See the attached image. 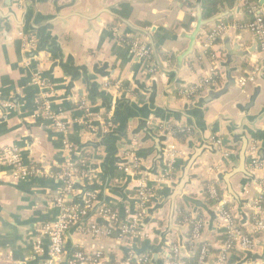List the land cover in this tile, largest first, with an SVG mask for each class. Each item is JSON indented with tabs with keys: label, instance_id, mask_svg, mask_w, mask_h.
<instances>
[{
	"label": "crops",
	"instance_id": "0c3cea01",
	"mask_svg": "<svg viewBox=\"0 0 264 264\" xmlns=\"http://www.w3.org/2000/svg\"><path fill=\"white\" fill-rule=\"evenodd\" d=\"M196 1L192 0L191 9L184 6L183 0H0V142L17 147L25 165L38 166L49 174L17 180L12 177L11 168L0 161V264H41L46 259L49 242L41 230L59 216L54 199L62 184L56 173L70 158L62 148L64 140L73 144L76 152L87 156V170L97 176L93 183H78L72 201L80 202L86 193L95 190L96 207L104 204L122 213L132 207L139 180V176L134 179L122 171L127 163L124 152L134 153L144 176H158L164 162L161 125L172 130L180 126L192 130L184 143L174 130L166 136L165 144H175L182 154L177 162L176 180L192 148L199 147L203 139H210L208 151L196 161L190 171L191 183L184 190L208 208V212L194 213L205 220L200 242L209 248L208 263L216 264L224 236L221 222L215 218L216 206L205 194V187L212 184L234 209L240 228L254 241L251 250L236 249L229 264H264V229L255 231L257 214L252 209L253 202L262 198L258 216L264 220V169L252 172L246 152V170L252 178L237 174L230 180L240 205L226 197L225 185L220 180L221 174L237 167L242 138L249 140L247 150L255 145L259 160H264V82L257 78L244 88L237 82L260 60L256 39L247 29L250 15L246 6L235 0L234 7H220L218 12L236 11L203 29L193 55L175 75L157 68L155 74L147 72L128 44L139 38L150 47L147 38L131 32L104 12L112 9L116 14L122 5H129L128 18L119 16L136 26L155 28L152 38L159 60L167 70H172L175 55L187 46L182 35L192 30ZM257 6L264 15L263 7ZM190 18L193 21L189 24ZM187 23L188 28L182 26ZM219 28L224 31L216 41V48H206L204 34ZM20 34L32 36L35 45L23 48ZM225 37L239 39L248 56L234 59L231 67L236 70L231 76L236 84L229 93L199 109L197 100L189 102L180 91L213 73H218L221 81L216 88L223 85ZM94 66L110 76L101 78L94 74ZM34 74L51 86L48 100L53 110L61 114L63 121H70L66 132L57 131L38 116L39 89L31 83ZM2 78L7 84H2ZM106 80L120 82L121 89H105ZM255 86H260V90L254 106L245 110ZM82 99L102 113L112 111L113 128L97 119L90 125L73 121L80 117L77 107ZM214 139H220L223 148L216 147ZM171 190L169 184L154 189L153 203L158 210L155 215L148 212L143 222L147 236L135 243L138 253L148 255L153 264H163L169 246L183 245L189 235V227L183 222L194 210L180 201H176L173 227L169 228V204L165 199ZM91 221L106 226L96 215L72 226L65 235L66 255L75 251L101 252L107 264L122 262L126 246L114 235L87 234L83 228ZM37 242L42 254L35 252Z\"/></svg>",
	"mask_w": 264,
	"mask_h": 264
},
{
	"label": "built area",
	"instance_id": "2783aa9c",
	"mask_svg": "<svg viewBox=\"0 0 264 264\" xmlns=\"http://www.w3.org/2000/svg\"><path fill=\"white\" fill-rule=\"evenodd\" d=\"M243 3L251 16L250 22L247 24V29L255 37L257 47L261 57V67L256 68L251 73L247 74L246 79L239 81V85L244 87L247 82L253 83L261 72L264 75V15L261 10L253 2L239 0ZM224 28L213 30L210 33L204 34V46L206 48H216V41L220 38ZM23 39V48L34 46L36 40L30 36L25 37L20 34ZM129 49L132 55L140 60L147 72L150 74L156 73V68L152 61L151 49L146 41L139 38L132 39L129 43ZM218 73H213L201 80L194 86H185L180 91V95L184 96L189 102H194L199 97L206 94L211 87L216 85ZM31 83L38 87L39 94L36 103L39 106L38 116L52 125L59 132H66L70 121H63L59 112H55L51 102L48 100V91L52 88L40 80L37 74L32 77ZM105 89L118 91L121 89L120 82H111L106 80L103 83ZM85 99H82L77 107L80 117L73 120L82 124L90 125L92 120L97 119L102 121L109 129L113 128L112 111L104 112L96 110ZM96 110V111H95ZM161 129L165 136L173 134V130L167 125H161ZM178 133H192L190 127L180 126L177 128ZM213 143L218 148L222 147L220 139H214ZM63 150L69 155L61 171L56 173V178L61 182L62 187L58 195L54 199V204L59 211V216L56 220L43 225L41 234L44 235L48 242L46 259L41 264H107L103 254L96 252L88 254L83 251H75L70 256L65 252V235L82 220H88L92 215H96L106 222V226L100 227L94 222H89L83 229L93 237L110 236L116 233L115 239L119 242H126V254L122 262L115 264H153L150 257L145 254L138 253L135 243L145 236L141 229L142 220L147 212L154 206V189L160 184H170L177 177V162L182 156L180 150L175 144L166 143L164 152V162L158 176H144L141 172V165L131 150L124 152V158L127 163L122 167V171L137 180V186L133 195L134 203L131 208L124 209L119 213L116 209L108 205H100L96 207L98 192L95 190L89 191L81 199L80 202L72 201V197L76 190V185L82 181L93 183L97 176L87 170L88 159L82 157L76 152L73 144L64 140L62 142ZM226 157L228 155L224 153ZM247 160L249 168L252 172L264 169V162L259 160L257 147L252 145L247 150ZM0 161L11 168L12 177L17 180H25L34 176L45 177L49 175L42 168L34 165H25L20 150L15 146H5L0 142ZM79 164L81 168L77 167ZM206 192L209 200L216 206V213L219 217L221 225L224 229L226 239L222 241L220 252L216 258V264H228L229 258L234 249L243 251L251 250L254 246V241L251 237L241 230L238 225L237 215L234 209L228 206L227 200L222 196L215 185H207ZM262 198L253 202L252 209L256 210L257 216L254 219L255 231L264 229V220L258 216L260 213ZM184 223L189 227L190 239L185 241L183 245L171 244L167 250V256L164 258L163 264H190L189 259L197 255L196 264H207L209 248L206 244L200 242V232L205 226L203 217L189 214L184 218ZM35 252L42 254L43 250L40 243L37 242Z\"/></svg>",
	"mask_w": 264,
	"mask_h": 264
},
{
	"label": "water",
	"instance_id": "95a60500",
	"mask_svg": "<svg viewBox=\"0 0 264 264\" xmlns=\"http://www.w3.org/2000/svg\"><path fill=\"white\" fill-rule=\"evenodd\" d=\"M258 4L262 6L264 9V0H258ZM7 6L10 7L11 6L10 3L7 2ZM111 10L112 9H106V11L104 12L112 16L119 24L128 28L131 32L135 34H139L147 38L150 44V47H151L152 56L155 60L154 67L161 70L162 73H168V74L170 73L174 75L178 74L179 70L182 68L187 58L193 55L195 48L198 44V40L203 33V29L209 26L210 24H214L215 22L226 18L228 15L233 14L234 11H236V10H222L221 9L214 16L208 19H203L200 0H197L195 4L194 14H193L195 21L191 24L192 30L188 34L184 33L182 35V37L187 40V46L182 52L175 55L174 68H172V70H167L164 66H162L159 60V57H158L157 49L154 46L152 34L155 32V28L152 27L150 29H145V28L136 26L130 21H128L127 19L114 14ZM222 43H223L222 51L225 52V56H224L225 62L223 64V67L225 68L224 77H223L225 82L223 83L221 87L212 88L208 90L205 95L197 99L198 101L197 106L199 109L204 108L206 105L222 98L223 96L229 93L230 89L233 88L236 84V79L231 76L232 72L236 70V68L231 67L234 64V59H242L248 56V52H246L245 50H242V46L240 44L239 39L231 40L230 38L225 37V38H222ZM93 72L94 74L100 76L101 78H108L110 76L108 72H102L101 68H98L97 66H94ZM258 78H260L264 82L263 73L260 72L258 74ZM259 90H260V86H255V92L248 99V103H247V106L245 107V110L251 109L254 106V102H255L256 97L258 96ZM150 101L151 102L153 101V95L151 96ZM162 137H163L162 143H164L162 144L163 145L162 155L164 159V152L166 148V144H165L166 136L164 135ZM209 142H210V139H203L202 144L199 147L192 148L193 152L192 154L189 155L188 159L184 163L182 170H181V176L176 181L169 184L171 185L172 190L170 194L166 196V199H165L166 200L165 202H168L169 204V212H168L169 228L173 227L176 201H180L188 209L190 207H193L194 212L192 214L196 213L197 210H203L205 212H208V208L203 202H201L198 199L192 198L189 194H186L184 190L186 186H188L191 183L192 176L190 175V171L193 169V167L196 164V161L202 156V154L208 151ZM248 144H249V140L247 138L241 139L240 145L237 151V156H236L237 161H238L237 167L232 168L230 172H224L220 176V180L225 185L226 197L236 202L238 205L241 204V200L239 196L232 189L230 180L232 177H234L237 174H242L246 177L252 178V175L246 170V158L245 157H246ZM261 161L264 162V160H261ZM69 198L71 199V197ZM157 210L158 209L156 208V205H154L152 209L150 210V213L151 214L155 213ZM216 217L217 219H219V217L217 216V213H216L215 218Z\"/></svg>",
	"mask_w": 264,
	"mask_h": 264
},
{
	"label": "trees",
	"instance_id": "16d2710c",
	"mask_svg": "<svg viewBox=\"0 0 264 264\" xmlns=\"http://www.w3.org/2000/svg\"><path fill=\"white\" fill-rule=\"evenodd\" d=\"M252 1L256 5L258 4L257 0H252ZM234 2H235V0H203V2H202V15L205 19L210 18L218 12V9L220 7H223L225 5H227L228 7H234ZM183 4L187 8L192 9L194 7L192 0H183ZM130 10H131L130 6L127 4H124L116 11V14L121 15L122 17L128 18V14H129ZM249 19L251 20L250 16H249ZM191 21H193V18L189 19V24ZM189 24L188 23L183 24L182 26L185 28H188ZM152 61H153V57H152ZM1 80H2V84H7V81L5 78L4 79L2 78ZM220 84H221V81H219V79H218L216 82V85L212 86L211 88H216V86H218ZM173 130L175 131L176 135H178L177 138H179V141L184 143V141L186 140L185 137L188 136V134L178 133V132H176L177 129H173ZM81 155H82V157L87 159V156L84 153H81ZM76 165H77V167L81 168V166L79 164H76ZM61 169L62 168H60L58 170V172L61 171ZM205 194L208 196V194L206 192V187H205ZM112 235H114V237H116V233H113ZM225 239H226V236H223L222 241H224ZM234 253H235V250H234ZM196 260H197V255L191 257L188 261L190 264H196ZM229 262H230V260L228 261V264H229Z\"/></svg>",
	"mask_w": 264,
	"mask_h": 264
},
{
	"label": "rangeland",
	"instance_id": "374dc122",
	"mask_svg": "<svg viewBox=\"0 0 264 264\" xmlns=\"http://www.w3.org/2000/svg\"><path fill=\"white\" fill-rule=\"evenodd\" d=\"M258 53H259V50H258ZM259 56H260V54H259ZM260 67H261V57H260V60H259L258 64L256 65L255 68H253V70H251L250 72H247L244 76H240V77L238 78V80H237L238 84H239V81H241V80H243V79H246L248 73H251V72L254 71L256 68H260ZM248 83H249V82H247L246 84H248ZM238 86H239L240 88H244L246 85H245L244 87H241L240 85H238ZM149 211H150V210H149ZM149 211H148V212H149ZM148 212H147V214H148ZM147 214H146V215H147ZM154 215H155V213H154ZM145 218H146V216L144 217V219H145ZM144 219L142 220L141 229H142V231L144 232L145 236L142 237L141 239H139L138 241H141V240L145 239V237L147 236V233H148V232L146 231L145 227L143 226V224H144V223H143V222H144ZM183 223H184V222H183ZM184 225H186V223H184ZM204 227H205V226H204ZM204 227L202 228V230H201V232H200V237H199L200 240H201L202 231H203ZM239 227H240V226H239ZM241 230H243V229H241ZM243 231H244V230H243ZM189 239H190V234L188 235L186 241H189ZM251 239H252V238H251ZM138 241H137V242H138ZM123 244L126 245V246L128 245L126 242H123ZM234 250H236V249H234ZM234 250H233V252H234ZM233 252H232V253H233ZM215 261H216V260H215ZM206 262H207V264H209V263H208V258H207V261H206Z\"/></svg>",
	"mask_w": 264,
	"mask_h": 264
}]
</instances>
